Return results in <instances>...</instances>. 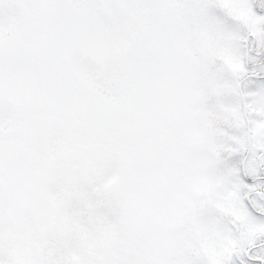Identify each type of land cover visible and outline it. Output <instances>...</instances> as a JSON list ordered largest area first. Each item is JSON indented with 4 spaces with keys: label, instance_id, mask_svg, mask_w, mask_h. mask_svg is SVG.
I'll use <instances>...</instances> for the list:
<instances>
[{
    "label": "snow or ice",
    "instance_id": "obj_1",
    "mask_svg": "<svg viewBox=\"0 0 264 264\" xmlns=\"http://www.w3.org/2000/svg\"><path fill=\"white\" fill-rule=\"evenodd\" d=\"M0 264H264V0H0Z\"/></svg>",
    "mask_w": 264,
    "mask_h": 264
}]
</instances>
